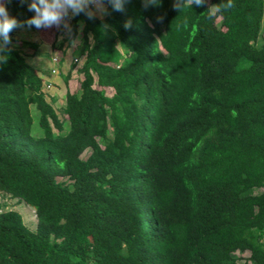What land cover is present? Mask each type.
Instances as JSON below:
<instances>
[{
	"label": "trees",
	"instance_id": "16d2710c",
	"mask_svg": "<svg viewBox=\"0 0 264 264\" xmlns=\"http://www.w3.org/2000/svg\"><path fill=\"white\" fill-rule=\"evenodd\" d=\"M0 2L37 30L31 0ZM174 2L103 0L105 17L69 20L84 78L62 118L27 60L39 44L10 33L0 194L37 226L0 212V264H264V0Z\"/></svg>",
	"mask_w": 264,
	"mask_h": 264
},
{
	"label": "rangeland",
	"instance_id": "374dc122",
	"mask_svg": "<svg viewBox=\"0 0 264 264\" xmlns=\"http://www.w3.org/2000/svg\"><path fill=\"white\" fill-rule=\"evenodd\" d=\"M104 9H106L105 4ZM93 11L96 13L97 17H102L106 14L105 11H97L94 6ZM69 29L70 27H63L59 31V27L53 26L51 28L37 29V32V30L34 31L20 26L17 27L15 32L17 37L15 47H24L23 42L25 41H31L32 43L34 42L39 44L38 50L35 51V55H38V58L34 65L36 66L39 75L45 82L44 92L47 95V99L49 101L51 98L56 99L54 107L58 113H60L61 118L63 117L61 112L65 107L66 93L68 91H78L80 82L84 78L79 72V68L82 66V59L76 60L73 55L74 50L80 43L82 33L80 32L76 39L70 43ZM262 35H264V28L262 30ZM33 51L34 50L29 47L24 50L26 54L29 52L33 53ZM27 60L30 61L31 59L27 58ZM66 77L69 78L67 82L65 80ZM95 88L102 89L97 84L95 85ZM102 90H104L108 96H112L114 93V91L110 88ZM31 112L34 120L32 135L35 137H42L44 135V131L39 124L40 112L34 105L31 106ZM65 126L66 129H68L69 123L67 121H65ZM88 154L89 151H86L82 157L85 158ZM7 210L18 211L22 215L24 223L27 227L31 230H35L37 226L35 210L23 202L19 203L16 199H12L8 196H2L0 194V212ZM238 256L242 258L240 264H244L245 259L249 257V253L246 252L242 255L238 254Z\"/></svg>",
	"mask_w": 264,
	"mask_h": 264
},
{
	"label": "clouds",
	"instance_id": "9594fccd",
	"mask_svg": "<svg viewBox=\"0 0 264 264\" xmlns=\"http://www.w3.org/2000/svg\"><path fill=\"white\" fill-rule=\"evenodd\" d=\"M24 0H21L23 3ZM115 11H123L127 0H107ZM158 0H145V7L149 4L155 5ZM207 0H175L174 7L182 11L184 7L204 6ZM93 6L97 11H105L103 0H31L28 4V10L34 15L25 23L28 26H35L37 29L65 27L69 28L68 21L83 13L88 19H94L96 13L92 10ZM234 7L233 0H227L226 4L214 5L212 8L220 10ZM22 26L20 22L8 14L7 8L3 2H0V63H6L8 60L7 46L11 43L10 33L17 27ZM131 26V22L125 24L126 28Z\"/></svg>",
	"mask_w": 264,
	"mask_h": 264
},
{
	"label": "crops",
	"instance_id": "0c3cea01",
	"mask_svg": "<svg viewBox=\"0 0 264 264\" xmlns=\"http://www.w3.org/2000/svg\"><path fill=\"white\" fill-rule=\"evenodd\" d=\"M103 17H105V16H102V17H100L99 16V18H103ZM37 32H38V30H37ZM13 38L16 40L17 39V37H16V35H14L13 36ZM27 54H31L30 52L29 53H27ZM37 54V53H36ZM37 58H38V55H32L31 56V60L29 61L30 62V64L36 69V66L34 65L35 63H36V60H37ZM37 70V69H36ZM51 82V81H50ZM51 86V85H50Z\"/></svg>",
	"mask_w": 264,
	"mask_h": 264
}]
</instances>
